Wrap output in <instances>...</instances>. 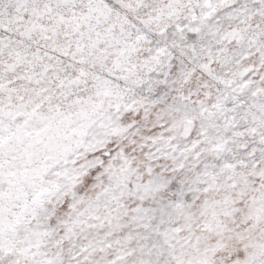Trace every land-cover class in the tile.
<instances>
[{"label":"snow or ice","instance_id":"snow-or-ice-1","mask_svg":"<svg viewBox=\"0 0 264 264\" xmlns=\"http://www.w3.org/2000/svg\"><path fill=\"white\" fill-rule=\"evenodd\" d=\"M0 264H264V0H0Z\"/></svg>","mask_w":264,"mask_h":264}]
</instances>
